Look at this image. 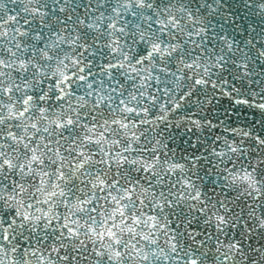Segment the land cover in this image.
<instances>
[{
	"label": "water",
	"instance_id": "water-1",
	"mask_svg": "<svg viewBox=\"0 0 264 264\" xmlns=\"http://www.w3.org/2000/svg\"><path fill=\"white\" fill-rule=\"evenodd\" d=\"M0 264H264V0H0Z\"/></svg>",
	"mask_w": 264,
	"mask_h": 264
}]
</instances>
